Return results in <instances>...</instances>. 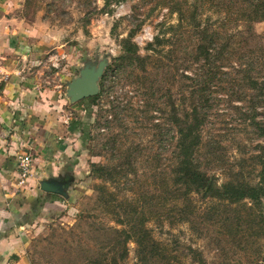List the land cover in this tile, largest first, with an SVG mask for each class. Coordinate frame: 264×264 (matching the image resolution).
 Segmentation results:
<instances>
[{
	"label": "rangeland",
	"instance_id": "rangeland-1",
	"mask_svg": "<svg viewBox=\"0 0 264 264\" xmlns=\"http://www.w3.org/2000/svg\"><path fill=\"white\" fill-rule=\"evenodd\" d=\"M5 1L10 27L41 48L26 68L77 127L72 155L80 166L69 171L72 181L60 170L52 177L66 184L67 197L56 194V215L29 220L11 236L4 264H264V197L250 212L249 200L228 204L192 192L178 179L175 157L187 74L208 101L200 170L218 185L256 184L264 158V0H229V63L217 74L215 52L209 61L194 57L203 31L211 36L227 18L217 0ZM157 37L163 45L150 48ZM126 40L138 59L122 58ZM100 61L98 94L70 104L67 84Z\"/></svg>",
	"mask_w": 264,
	"mask_h": 264
},
{
	"label": "crops",
	"instance_id": "crops-1",
	"mask_svg": "<svg viewBox=\"0 0 264 264\" xmlns=\"http://www.w3.org/2000/svg\"><path fill=\"white\" fill-rule=\"evenodd\" d=\"M6 4L0 0V70L5 75L0 83V264L8 261L3 254L18 229L29 220L56 215L60 200L40 191L39 181L59 176V170L72 181L69 171L77 174L80 166L72 155L77 127L63 120L64 103L43 93L26 68V61L38 60L41 48L32 47L25 33L10 27ZM22 153L34 158L33 174L24 187L17 185V156Z\"/></svg>",
	"mask_w": 264,
	"mask_h": 264
},
{
	"label": "trees",
	"instance_id": "trees-1",
	"mask_svg": "<svg viewBox=\"0 0 264 264\" xmlns=\"http://www.w3.org/2000/svg\"><path fill=\"white\" fill-rule=\"evenodd\" d=\"M126 1L128 0H104L106 7L111 3L119 4ZM217 7L218 13L221 10L227 13L228 20L226 18L220 21L217 31H214L211 36H204L206 32L203 31V39L200 40L199 45L194 51L195 59L199 60L201 58L203 61H209L212 56L210 53L212 51L215 52V61L210 66L213 72L215 69V74L222 67H225L226 63H229V0H217ZM163 42L164 39L157 37L155 38V44H150L149 47L152 48L154 45L160 47L163 45ZM124 52L125 55L122 58L128 57V54H133L135 58H139L135 47L128 40L124 41ZM184 71H187V69H184ZM219 74L222 73L219 72ZM184 78L189 84L185 86L186 95L183 102V118L178 121L177 152L175 154L178 179L187 189H191L192 192L201 193L212 199L227 201L228 204H239L244 200H249L251 206L247 208L252 212L255 208L259 207L264 197V158H260L259 160L260 169L257 173L258 180L255 185L238 184L231 180L218 185L214 176H208L200 170L196 155L202 145L200 133L204 122L203 117L205 116L202 105L208 101L207 99L203 101L205 99L204 92L200 89L195 79L189 77L187 74L184 75ZM251 81L250 85L256 87L257 81ZM172 109L173 113H175L174 106H172ZM171 124L176 126L177 121L173 120ZM258 128L260 129V135L264 138V126H258ZM256 218H258V224L263 223L261 217L256 216ZM135 243L137 246L142 245L141 241H136Z\"/></svg>",
	"mask_w": 264,
	"mask_h": 264
},
{
	"label": "water",
	"instance_id": "water-1",
	"mask_svg": "<svg viewBox=\"0 0 264 264\" xmlns=\"http://www.w3.org/2000/svg\"><path fill=\"white\" fill-rule=\"evenodd\" d=\"M106 66L105 61H100L97 67H85L80 69L79 75L72 78L67 84L65 98L70 104L80 102L96 96L99 92L98 80ZM41 191L54 193L67 197V187L63 181L56 178L42 179L39 183Z\"/></svg>",
	"mask_w": 264,
	"mask_h": 264
},
{
	"label": "built area",
	"instance_id": "built-area-1",
	"mask_svg": "<svg viewBox=\"0 0 264 264\" xmlns=\"http://www.w3.org/2000/svg\"><path fill=\"white\" fill-rule=\"evenodd\" d=\"M0 69H1V63H0ZM5 78L4 73L0 70V83ZM33 160L31 159V156L27 153H22L17 156V168H18V174H17V185L23 186L27 180L32 176L33 173Z\"/></svg>",
	"mask_w": 264,
	"mask_h": 264
}]
</instances>
